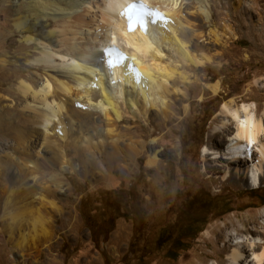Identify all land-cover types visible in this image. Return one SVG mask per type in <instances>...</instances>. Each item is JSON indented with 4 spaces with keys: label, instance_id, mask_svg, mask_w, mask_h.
<instances>
[{
    "label": "rangeland",
    "instance_id": "rangeland-1",
    "mask_svg": "<svg viewBox=\"0 0 264 264\" xmlns=\"http://www.w3.org/2000/svg\"><path fill=\"white\" fill-rule=\"evenodd\" d=\"M209 31L200 29L190 43L194 56L210 61L194 69L178 63V72L188 79L184 83L176 76L169 81L167 108L149 110L145 118L125 117L115 133L106 136L109 128L99 113L86 116L71 102L68 115L61 114L68 132L65 139L52 135L49 143L34 129L36 118L24 109L17 84L25 80L37 90L48 76L60 74L35 64L33 45L25 43L26 36L12 25L11 4L0 0V60L10 61L0 63V216L9 189L20 187L5 182L2 164L8 153L20 158L21 164L14 159L15 167H29L20 171L26 177L23 188L32 187L28 191L36 190L56 205L44 215L52 219L51 238L33 253L12 249L0 231V264H228L233 243L227 234L264 244V234L238 232L262 222L264 172L259 185L252 187L244 173L249 162L202 155L205 146L221 151L231 135L234 123L222 112L223 103L235 100L237 107L250 106L264 124V40L257 39L256 30L233 28L232 39L208 47ZM167 52L164 62L177 65L178 57ZM213 83L219 84L216 94L208 88ZM32 140L39 146L31 149ZM113 140L142 147L131 159L124 155V172L113 169L105 175L95 169L92 174L84 153L71 158L84 141L98 153ZM37 156L46 160L43 166L37 164ZM154 157L156 164L149 166ZM66 160L81 169L62 170Z\"/></svg>",
    "mask_w": 264,
    "mask_h": 264
},
{
    "label": "bare ground",
    "instance_id": "bare-ground-1",
    "mask_svg": "<svg viewBox=\"0 0 264 264\" xmlns=\"http://www.w3.org/2000/svg\"><path fill=\"white\" fill-rule=\"evenodd\" d=\"M8 2L12 7V25L15 31L24 34L25 43L33 45L37 52L35 64L44 70L52 69L60 74L57 78L48 76L49 79L47 78L37 90L25 80L17 84L18 93L25 102L24 109L31 110L36 118L34 129L38 130L45 142L49 143L51 142L49 136L52 135L61 140L65 139L68 132L63 126L61 114L64 111L65 116L68 115L71 102L77 103L81 107V112L83 110L86 112V116L93 115L94 112L99 113L109 128L105 132L106 136L113 135L114 128L125 117L138 115L145 118L149 110L167 108L166 98L169 94L166 86L169 81L176 76L184 83L188 79L178 72V63L190 64L194 69V66H201L210 61L209 57L201 55L202 57L198 58L191 51L193 46L190 37L193 38L194 35L197 38L200 29H210L208 47L222 44L223 38L232 39L233 28L256 30L257 39L260 37L262 41L264 40V0H8ZM131 2H141L149 8L144 29L134 26V29L129 30L127 27L124 10ZM154 12L158 13L156 18L153 16ZM165 51L178 57V62L175 63L177 65L164 62ZM7 62L10 61L5 58L0 60L2 64ZM51 83L57 90L53 91L57 93L52 92ZM208 88L216 94L219 84L213 83ZM26 96L31 97V101H27ZM234 101L229 100L222 105V112L234 123L231 135L226 136L221 151L210 150L205 146L202 148V155H208L216 160L220 158L231 160V163L237 164L242 160L249 162L244 171L246 182L249 186L257 187L260 183L259 175L264 172V124L255 116L250 106L237 107ZM241 121H250L251 128L242 129ZM12 129L8 127L9 131ZM88 142L84 141V145L78 149L79 153L74 152L71 158L85 154L86 164L91 168L92 174H95V169L105 175L113 169L124 172V155L131 159L142 148L129 147L125 143L118 144L113 140L103 148H98L96 154L91 152L94 149H91ZM37 146L39 142L36 141L33 146L30 145L31 149ZM26 148L27 144L23 150ZM30 154L27 153V156ZM37 158V164L43 166L46 160L38 156ZM14 159L13 154L6 155V160L2 164V172L5 175H2L7 184L15 186L20 184L18 186L22 188L9 189L2 206L0 231L6 235L12 249L33 253L51 238L48 225L52 219L48 221L44 215L48 214V209L55 210L56 205L54 206L46 196L36 190L28 191L32 187L23 188L26 177L22 174L24 171H20L29 167H15ZM16 159L15 161L21 164L20 158ZM56 161L55 159L52 164ZM69 163V160L64 161L62 170H69L71 167L74 170L81 169V165L77 168L70 166ZM147 164L154 166L156 158L149 159ZM32 165L35 167V164ZM32 168L31 170L35 169ZM34 201L38 202V206H32ZM238 232H245L251 236L264 234V211L259 227L255 225L252 230L242 229ZM226 237L233 243V249L228 255V264H249L245 260V253L253 257L255 264H264L263 243V245L257 243L251 238L245 241L238 234H227Z\"/></svg>",
    "mask_w": 264,
    "mask_h": 264
},
{
    "label": "snow or ice",
    "instance_id": "snow-or-ice-1",
    "mask_svg": "<svg viewBox=\"0 0 264 264\" xmlns=\"http://www.w3.org/2000/svg\"><path fill=\"white\" fill-rule=\"evenodd\" d=\"M245 111H247V109H245ZM241 128L242 129L251 128L250 121H241ZM250 143H251V140H250Z\"/></svg>",
    "mask_w": 264,
    "mask_h": 264
},
{
    "label": "trees",
    "instance_id": "trees-1",
    "mask_svg": "<svg viewBox=\"0 0 264 264\" xmlns=\"http://www.w3.org/2000/svg\"><path fill=\"white\" fill-rule=\"evenodd\" d=\"M263 206H264V203H263Z\"/></svg>",
    "mask_w": 264,
    "mask_h": 264
}]
</instances>
